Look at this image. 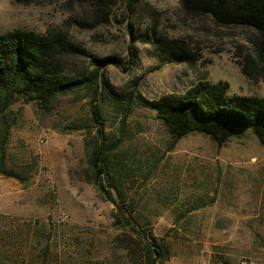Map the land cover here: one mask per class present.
<instances>
[{"label":"rangeland","instance_id":"obj_1","mask_svg":"<svg viewBox=\"0 0 264 264\" xmlns=\"http://www.w3.org/2000/svg\"><path fill=\"white\" fill-rule=\"evenodd\" d=\"M16 30L64 34L118 65L106 68L115 95L83 90L52 110L11 106L7 164L27 179L0 175V264H136L138 236L117 223L116 206L95 182L99 150L114 199L169 246L161 264H264V146L256 134L223 145L199 133L176 140L150 106L201 82L264 97L254 31L188 16L177 0H119L108 15L89 0H0V34ZM156 30L189 59L158 49ZM61 62L76 76L94 69L86 56Z\"/></svg>","mask_w":264,"mask_h":264},{"label":"trees","instance_id":"obj_2","mask_svg":"<svg viewBox=\"0 0 264 264\" xmlns=\"http://www.w3.org/2000/svg\"><path fill=\"white\" fill-rule=\"evenodd\" d=\"M127 1L129 5L137 6L145 0ZM177 1L188 16L208 17L218 27L254 31L257 55L264 59V0ZM89 2L101 15H108L119 0ZM133 38L136 39L135 36ZM150 39L163 53L180 61L188 60L191 56L182 44L159 36L157 30ZM68 56L88 57L93 71L80 76L66 73L61 60ZM110 64L118 65V59L88 55L85 49L71 42L64 34L44 36L17 30L0 34V175L22 182L27 179L22 172L9 168L7 164V145L14 126L9 115L11 106L19 101L36 102L44 110H52L61 98L83 90L93 94V97L106 92L115 95L106 79V68ZM150 106L176 140L199 133L223 145L233 136L252 130L264 146V97L229 96L227 84L201 82L184 95L165 96ZM93 112L98 117L99 112ZM95 154L92 165L98 169L95 175L99 180H95L97 187L116 206L117 223L138 236L130 252L133 260L136 264H161L168 260L170 248L166 242L152 233L142 232L131 218L132 214L129 215L122 206L123 202L119 204L111 190L106 188V184H110L109 174L105 171L107 154L103 150Z\"/></svg>","mask_w":264,"mask_h":264}]
</instances>
